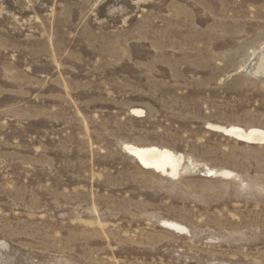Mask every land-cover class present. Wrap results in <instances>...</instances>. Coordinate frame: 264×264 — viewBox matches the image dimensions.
<instances>
[{"label":"rangeland","instance_id":"obj_1","mask_svg":"<svg viewBox=\"0 0 264 264\" xmlns=\"http://www.w3.org/2000/svg\"><path fill=\"white\" fill-rule=\"evenodd\" d=\"M263 50L264 0H0V264H264V143L213 126L264 129Z\"/></svg>","mask_w":264,"mask_h":264},{"label":"bare ground","instance_id":"obj_2","mask_svg":"<svg viewBox=\"0 0 264 264\" xmlns=\"http://www.w3.org/2000/svg\"><path fill=\"white\" fill-rule=\"evenodd\" d=\"M260 52V51H259ZM257 54V53H256ZM248 68V74L264 75V50L257 54L255 59ZM246 69V67L244 68ZM243 69V70H244ZM247 71V70H246ZM246 73V72H245ZM251 76V75H250ZM264 77V76H263ZM261 79V78H260ZM263 80V79H262ZM264 81V80H263ZM134 113H141L142 110L133 108ZM215 129L219 130L224 135L233 137L239 141L246 143L259 144L264 143V129L256 126L242 127L239 125H213ZM125 151L131 155L136 162L145 169H152L157 173L166 176L175 177L179 175L182 169L181 163L183 155L174 152L167 147H160L157 145H137L133 143L124 144ZM210 175H225L229 176L231 171L228 170H209ZM164 225L174 229L182 230L184 227L174 221L164 220Z\"/></svg>","mask_w":264,"mask_h":264}]
</instances>
